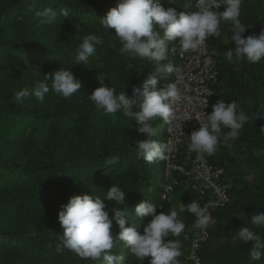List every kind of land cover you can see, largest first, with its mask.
Here are the masks:
<instances>
[{
	"label": "trees",
	"instance_id": "16d2710c",
	"mask_svg": "<svg viewBox=\"0 0 264 264\" xmlns=\"http://www.w3.org/2000/svg\"><path fill=\"white\" fill-rule=\"evenodd\" d=\"M117 2L0 0V264H102L66 248L56 251L62 234L58 212L74 196L103 198L112 184L126 192L129 208L151 202L161 206L157 214L178 211L185 232L165 239H179L187 245L179 260L191 264L188 247L200 231L193 227L194 216L186 209L180 211V204L197 200L204 206L210 198L199 196L182 177L175 176L172 193L161 199L163 160L147 163L137 159L135 141L145 137L137 133L135 120L123 113L105 115L88 98L100 80L117 94L123 91L131 96L133 87L141 85L152 71L148 61L122 55L114 29L103 28L100 19ZM193 4L194 0H162L164 7L186 14L194 11ZM47 7L57 10V19L42 25L35 13ZM60 9L69 14L60 15ZM241 20L249 28L245 37L258 35L264 28V0H244ZM220 31V37L209 40L219 72L216 100L236 101L246 112H255L264 104V60L257 64L227 61L224 52L232 46L229 23L222 22ZM89 34L101 36L104 43L97 46L87 64L76 65L75 50ZM175 45L170 43L169 49ZM168 59L174 64L169 52ZM56 68H71L81 83L80 92L65 99L50 91L42 102L29 95L22 104L17 103V91L33 88ZM171 76L158 77L157 87L170 83ZM161 125L162 120L157 121V133L151 138L158 144H164L166 138ZM231 143V148L221 146L207 155L212 166L223 170L222 180L231 184V203L212 212L216 223L200 250L201 264H249L251 242L243 244L233 237L245 224L253 227L251 217L243 224L236 217L264 212V156L253 155L264 151V119L250 120ZM113 156H119V162L109 164ZM105 204V210L115 206L110 201ZM112 215L109 211V218ZM132 219L133 225H141L142 234L151 218L133 213ZM254 230L264 238V227ZM112 231L118 234L115 223ZM112 254L123 257L119 264H148L150 259L139 261L123 241L117 242ZM254 264H264V259Z\"/></svg>",
	"mask_w": 264,
	"mask_h": 264
},
{
	"label": "clouds",
	"instance_id": "9594fccd",
	"mask_svg": "<svg viewBox=\"0 0 264 264\" xmlns=\"http://www.w3.org/2000/svg\"><path fill=\"white\" fill-rule=\"evenodd\" d=\"M243 3L244 0H196L197 10L186 14L183 11L177 12L172 7H164L162 0H118L116 6L110 8L105 17L100 19L105 30L114 29L113 37L120 43L122 55L127 54L130 59L146 60L153 66L147 79L141 85L133 87L131 96L123 91L117 94L116 89L106 87L103 80H96L99 86L88 96L97 110H102L105 115L123 113L135 120L137 133L145 137L135 141L137 159L147 163L166 160L174 150L173 146L158 144L151 139L157 133L154 127L157 121H175L185 99L176 82L171 81L164 87H157L158 77H168L180 72L168 59L170 43L178 44L181 54L205 50L208 38L220 37L222 22H228V40L232 46L224 52L226 60L249 64L264 60V28H261L258 35L244 36L249 28L241 20ZM221 7L222 12L218 11ZM59 13L62 16L69 14L64 9H60ZM35 15L42 25H51L56 21L58 13L52 7H47L43 11H37ZM103 43V38L96 34L84 36L75 50L76 65L87 64L89 58L96 53L97 46ZM215 55V51L205 55L204 64L214 67ZM162 61L166 63H161ZM70 69L56 68L43 75V80L33 88L25 87L17 91L15 100L22 104L26 97L32 95L42 102L50 91L65 99L71 98L80 92L81 83ZM48 81H51L50 85ZM208 96H212L211 92ZM207 101L208 99L202 101V112L195 117L189 115L188 118L199 122V128L187 137L188 147L197 153L211 156L221 146L231 148V142L239 137L245 124L250 120L264 119V104L257 111L249 113L236 101L226 104L224 99H219L212 105L211 112L206 114ZM119 159V156H113L108 163L116 164ZM171 190L169 185L168 191ZM105 193L103 198L93 194L74 196L66 205H62L58 212V222L62 228L56 245L58 253L66 248L81 258L100 260L102 264H119L123 257L113 255L112 250L117 247L118 241H123L124 246L139 261L144 262L150 257L148 264H180L181 241L165 239L179 237L185 232L186 224L179 218L177 210L157 214V209L161 206L151 202H141L129 208L125 205L126 192L115 184ZM105 201H110L115 206L105 210ZM116 205L123 206L122 210ZM185 209L195 218L193 227L206 236L209 226L216 223L207 207L192 200L187 205L180 204V210ZM109 211L113 213L111 218ZM133 213L135 217L151 218L143 225L142 234L141 225H133ZM249 220L253 227L245 224L235 231L233 239L243 244L251 242L249 264H254L264 259V238L254 230L264 227V212L252 214ZM113 223L119 229L118 234L112 231Z\"/></svg>",
	"mask_w": 264,
	"mask_h": 264
},
{
	"label": "built area",
	"instance_id": "2783aa9c",
	"mask_svg": "<svg viewBox=\"0 0 264 264\" xmlns=\"http://www.w3.org/2000/svg\"><path fill=\"white\" fill-rule=\"evenodd\" d=\"M193 6L196 11V0H194ZM209 40L210 37L206 41L205 50L181 54L178 44L169 49V54L174 59V66L180 69L179 73L172 74L170 82L178 84L185 99L180 105L175 121L165 125V144L173 146L174 150L168 159L163 160L161 199H165V197L168 199L177 184L175 176H179L185 180V184L190 190L199 196L210 198L204 206L212 214L213 211L230 205L231 184L222 180L223 170L212 166L208 162L207 154L197 153L188 147L189 140L187 138L191 132L199 128V122L194 118L188 120L189 115L195 117L197 113L202 112L204 110L202 101L206 99H208L206 114L211 112L212 105L217 102L215 92L219 76L217 63L215 62L214 67H210L203 62L205 55H210L213 52L209 47ZM209 92L212 94L210 97L208 96ZM179 125H181V131ZM169 185L172 187L171 191H168ZM213 226H209L206 236L199 232L198 237L191 240L187 253L191 264L202 263L200 250L202 245L208 242Z\"/></svg>",
	"mask_w": 264,
	"mask_h": 264
},
{
	"label": "rangeland",
	"instance_id": "374dc122",
	"mask_svg": "<svg viewBox=\"0 0 264 264\" xmlns=\"http://www.w3.org/2000/svg\"><path fill=\"white\" fill-rule=\"evenodd\" d=\"M169 78V77H168ZM165 125L166 123L162 120V129L165 128ZM254 157H261V156H264V151H254ZM164 172V171H163ZM163 186V182H162V185ZM181 211V210H180ZM258 212H253L251 214H244V215H240V216H237L236 218L240 221V223H244L249 217H251L252 214H256ZM182 244V243H181ZM181 251H182V254H185L186 251H187V245H183L182 244V248H181Z\"/></svg>",
	"mask_w": 264,
	"mask_h": 264
}]
</instances>
